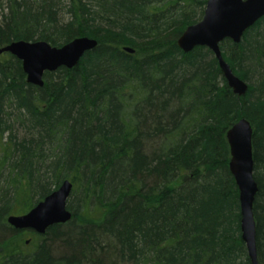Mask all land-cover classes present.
<instances>
[{
    "label": "trees",
    "instance_id": "1",
    "mask_svg": "<svg viewBox=\"0 0 264 264\" xmlns=\"http://www.w3.org/2000/svg\"><path fill=\"white\" fill-rule=\"evenodd\" d=\"M207 0H0V47L97 40L72 69L27 82L0 56V264H252L242 239L228 131L252 125L254 217L264 264V18L222 55L177 42ZM131 49L134 53L127 52ZM66 180V224H8Z\"/></svg>",
    "mask_w": 264,
    "mask_h": 264
},
{
    "label": "water",
    "instance_id": "2",
    "mask_svg": "<svg viewBox=\"0 0 264 264\" xmlns=\"http://www.w3.org/2000/svg\"><path fill=\"white\" fill-rule=\"evenodd\" d=\"M207 1L204 17L186 28L177 45L184 53L192 52L198 47L210 49L217 58L229 87L239 97H244L249 86L230 69L223 58L221 43L225 40L233 41L235 44L241 43L245 33L264 18V0ZM97 45V40L84 36L60 48L44 41H14L10 45L0 47V56L8 53L17 57L22 63L27 82L36 87H43L45 73L56 72L62 67L67 69L76 67L83 56L94 50ZM125 51L134 53L130 48ZM253 134L250 122L241 119L228 131L227 138L231 149L229 169L239 188L242 239L246 243L250 262L261 264L258 260L254 217L259 187L255 181ZM72 189L73 184L66 180L30 212L21 216L10 215L8 224L18 231L30 230L45 235L50 227L68 223L73 217L67 208Z\"/></svg>",
    "mask_w": 264,
    "mask_h": 264
},
{
    "label": "flooded vegetation",
    "instance_id": "3",
    "mask_svg": "<svg viewBox=\"0 0 264 264\" xmlns=\"http://www.w3.org/2000/svg\"><path fill=\"white\" fill-rule=\"evenodd\" d=\"M24 232V235H29L30 234V237L32 236L31 233L32 231L30 230H22ZM26 242H27V245H30V239H26Z\"/></svg>",
    "mask_w": 264,
    "mask_h": 264
},
{
    "label": "rangeland",
    "instance_id": "4",
    "mask_svg": "<svg viewBox=\"0 0 264 264\" xmlns=\"http://www.w3.org/2000/svg\"><path fill=\"white\" fill-rule=\"evenodd\" d=\"M24 238H25V239H32V236L30 237V234H29V235L26 234V235L24 236Z\"/></svg>",
    "mask_w": 264,
    "mask_h": 264
}]
</instances>
